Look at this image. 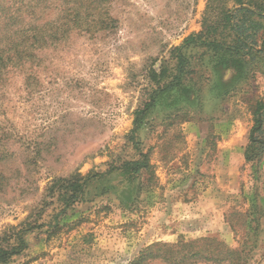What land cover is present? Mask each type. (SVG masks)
<instances>
[{"label": "rangeland", "instance_id": "obj_1", "mask_svg": "<svg viewBox=\"0 0 264 264\" xmlns=\"http://www.w3.org/2000/svg\"><path fill=\"white\" fill-rule=\"evenodd\" d=\"M237 1L264 4L225 2ZM207 6L0 0V236L34 226L6 264H131L181 238L215 239L244 264H264V148L247 162L230 143L240 125L254 126L264 58L221 75L208 49L186 47L189 93L166 94L135 125L157 88L150 69L169 63L173 73L171 50L202 30ZM129 162L145 167L133 173ZM77 178L85 180L75 204L47 192ZM210 220L216 232L205 230Z\"/></svg>", "mask_w": 264, "mask_h": 264}, {"label": "trees", "instance_id": "obj_2", "mask_svg": "<svg viewBox=\"0 0 264 264\" xmlns=\"http://www.w3.org/2000/svg\"><path fill=\"white\" fill-rule=\"evenodd\" d=\"M225 1L208 0L202 30L191 34L182 46L171 50V61H175L173 73L168 67L169 63L164 65L160 73L150 69L151 80L157 88L152 90L143 106L136 111V127L143 123L150 110L166 94L171 95L178 90L183 94L189 93V89L182 82L184 74H189V70L186 71L190 64L184 53L186 47L208 49L216 61L214 72L221 75L228 70L241 75L250 62L258 57L264 58V27L253 20L254 17L264 20V4L246 7L245 3L237 1L241 7L232 8ZM42 40L43 38H39L36 43ZM249 138L245 153L247 162L253 161L259 155L254 152L250 156V150L264 148V101L256 105L254 126ZM128 165L132 167L133 173H139L145 167L142 162H129ZM81 180L85 179L55 180L49 185L47 192L52 195L59 192L65 206L75 204L84 186V181ZM4 181L5 177L0 173V190L4 188ZM33 228V225L22 228L10 226L8 232L0 236V264H6L27 249L24 235ZM131 264H244V261L241 251L221 241L209 238L185 241L181 238L176 244L157 243L146 248Z\"/></svg>", "mask_w": 264, "mask_h": 264}, {"label": "crops", "instance_id": "obj_3", "mask_svg": "<svg viewBox=\"0 0 264 264\" xmlns=\"http://www.w3.org/2000/svg\"><path fill=\"white\" fill-rule=\"evenodd\" d=\"M251 128V127H250ZM248 129L247 127H245L244 125H240L239 127H238V130L236 131V133H235V131H233L232 133H234V139H232L231 140V145H233V148L232 149H235L236 151L238 150V151H240V155L242 154L243 155V153H244V151H245V149H246V147H247V145L249 144V142H250V138H247V137H250V131H251V129ZM237 129V128H236ZM245 137H246V139H245ZM207 218H209V217H211L212 215L211 214H207ZM215 216V218H216V222L217 221H219V214L218 215H214ZM209 225H208V227L206 226V227H204L205 228V230L206 229H209V230H211V231H213V232H216L217 230H218V225L217 226H215L214 227V225H213V222L210 220L209 221V223H208ZM210 226V227H209ZM226 225H224V229H226V227H225ZM221 228V227H220Z\"/></svg>", "mask_w": 264, "mask_h": 264}]
</instances>
